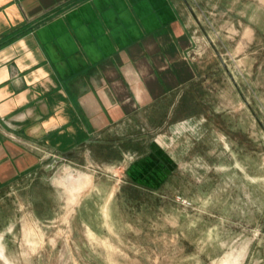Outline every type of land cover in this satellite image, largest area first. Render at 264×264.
I'll use <instances>...</instances> for the list:
<instances>
[{
    "label": "rangeland",
    "instance_id": "1",
    "mask_svg": "<svg viewBox=\"0 0 264 264\" xmlns=\"http://www.w3.org/2000/svg\"><path fill=\"white\" fill-rule=\"evenodd\" d=\"M173 1L190 78L1 186L0 264H264V0Z\"/></svg>",
    "mask_w": 264,
    "mask_h": 264
},
{
    "label": "crops",
    "instance_id": "2",
    "mask_svg": "<svg viewBox=\"0 0 264 264\" xmlns=\"http://www.w3.org/2000/svg\"><path fill=\"white\" fill-rule=\"evenodd\" d=\"M185 46L173 0H0V187L184 84Z\"/></svg>",
    "mask_w": 264,
    "mask_h": 264
},
{
    "label": "bare ground",
    "instance_id": "3",
    "mask_svg": "<svg viewBox=\"0 0 264 264\" xmlns=\"http://www.w3.org/2000/svg\"><path fill=\"white\" fill-rule=\"evenodd\" d=\"M87 182H88V178H84L83 179V184H79L78 186H75L74 188H82V187H84L86 184H87Z\"/></svg>",
    "mask_w": 264,
    "mask_h": 264
},
{
    "label": "trees",
    "instance_id": "4",
    "mask_svg": "<svg viewBox=\"0 0 264 264\" xmlns=\"http://www.w3.org/2000/svg\"><path fill=\"white\" fill-rule=\"evenodd\" d=\"M126 188H128V190L129 191H131L133 194L135 193V191H136V187L135 188H133V187H123V189H126ZM137 193H135V195H136Z\"/></svg>",
    "mask_w": 264,
    "mask_h": 264
}]
</instances>
